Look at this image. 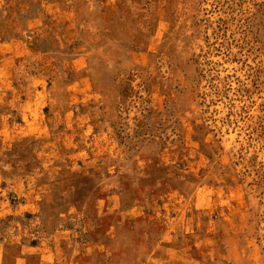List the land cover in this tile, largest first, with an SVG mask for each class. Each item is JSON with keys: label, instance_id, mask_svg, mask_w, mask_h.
Wrapping results in <instances>:
<instances>
[{"label": "rangeland", "instance_id": "rangeland-1", "mask_svg": "<svg viewBox=\"0 0 264 264\" xmlns=\"http://www.w3.org/2000/svg\"><path fill=\"white\" fill-rule=\"evenodd\" d=\"M0 264H264V0H0Z\"/></svg>", "mask_w": 264, "mask_h": 264}]
</instances>
